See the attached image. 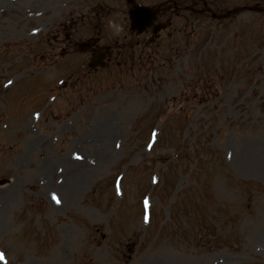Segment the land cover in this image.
Instances as JSON below:
<instances>
[{
  "label": "rangeland",
  "instance_id": "1",
  "mask_svg": "<svg viewBox=\"0 0 264 264\" xmlns=\"http://www.w3.org/2000/svg\"><path fill=\"white\" fill-rule=\"evenodd\" d=\"M176 1L0 0V264H264V0Z\"/></svg>",
  "mask_w": 264,
  "mask_h": 264
},
{
  "label": "flooded vegetation",
  "instance_id": "2",
  "mask_svg": "<svg viewBox=\"0 0 264 264\" xmlns=\"http://www.w3.org/2000/svg\"><path fill=\"white\" fill-rule=\"evenodd\" d=\"M164 10H158V14L157 15H160V13L161 12H163ZM159 21L160 22H163L164 24L165 23H167L168 25H165L164 27H163V25H161L162 26V30L161 31H165V30H167L168 28H170V25H171V22H172V19L171 18H168V19H159ZM151 29V27H149V28H147V29H145V30H143V31H147V32H149V30ZM98 43L99 42H94L92 45H91V47H90V49H91V52H92V56H98V54L102 51L101 50V48L98 46ZM106 49H107V47H106Z\"/></svg>",
  "mask_w": 264,
  "mask_h": 264
},
{
  "label": "water",
  "instance_id": "3",
  "mask_svg": "<svg viewBox=\"0 0 264 264\" xmlns=\"http://www.w3.org/2000/svg\"><path fill=\"white\" fill-rule=\"evenodd\" d=\"M148 14H147V11L144 9V8H138L137 10V17H138V24H147L148 22Z\"/></svg>",
  "mask_w": 264,
  "mask_h": 264
},
{
  "label": "bare ground",
  "instance_id": "4",
  "mask_svg": "<svg viewBox=\"0 0 264 264\" xmlns=\"http://www.w3.org/2000/svg\"><path fill=\"white\" fill-rule=\"evenodd\" d=\"M6 193V190L5 191H3V192H0V194H2L1 196H6V195H8V194H5Z\"/></svg>",
  "mask_w": 264,
  "mask_h": 264
}]
</instances>
